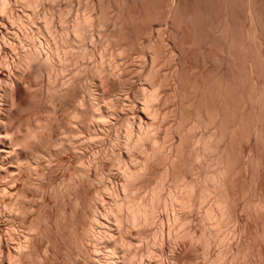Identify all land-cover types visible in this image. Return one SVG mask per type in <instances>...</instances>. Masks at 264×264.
<instances>
[{
    "label": "bare ground",
    "instance_id": "6f19581e",
    "mask_svg": "<svg viewBox=\"0 0 264 264\" xmlns=\"http://www.w3.org/2000/svg\"><path fill=\"white\" fill-rule=\"evenodd\" d=\"M76 1L0 0V264H45L54 230L66 263L264 264V0L243 27L168 0L137 87L159 0Z\"/></svg>",
    "mask_w": 264,
    "mask_h": 264
},
{
    "label": "rangeland",
    "instance_id": "374dc122",
    "mask_svg": "<svg viewBox=\"0 0 264 264\" xmlns=\"http://www.w3.org/2000/svg\"><path fill=\"white\" fill-rule=\"evenodd\" d=\"M84 1H89V0H84ZM70 2H71V0H63V3H66V4H68ZM167 3H168V0H159V6H158V10L157 11L161 15V18H159L156 21L142 22L136 28V30H134L132 32V37H134L133 39L135 40L136 44H138V45H135V47L133 48V56H132V59H131L133 62L130 61V63H129V66H130V69H131L130 72L132 73V75H133L132 77L134 78V79L132 78L133 85L136 83L134 86H136V85L139 86L142 83L141 76L145 72V70H146L145 68L148 67L149 62H150L149 57L147 56V54H145L144 47L142 45L143 44H147V42L149 41V39L152 36L155 37L156 33H154V31H153V33H150V30H148V29H150V27L153 26L154 29L156 28L155 31L158 30V29H161V28H162L161 30H164L166 28L165 26H167L165 19L162 18V16L165 14V11H167V8H166L167 7ZM189 3L191 4V7H195V8L199 7L198 9H200V10H210L212 12H224L225 11L224 0H195V1L194 0H189ZM74 6H73V10L74 11L78 10L79 3L76 0L74 2ZM235 11H236V14H237V17H238L239 25L241 27H243L244 24H245V12H244V7L242 5V0H238L237 6L235 8ZM0 25H3V23L1 24V22H0ZM167 65H166L165 68L168 69L171 65L170 64H167ZM132 68L135 71H133ZM132 71L135 72V73L133 74ZM134 100L135 99H134L133 96L129 98V102L132 103L133 105H134V103L136 104V100L135 101ZM114 120H115V122L112 121L113 124L116 123V119H114ZM63 173H65L64 168L57 169L49 176V178L51 177V178H54V179L55 178L58 179V178H60V176L63 175ZM50 195L51 194L47 193L45 195V197L42 199V200L45 199L44 201H46L47 214H51L52 211L57 206V202H56L55 198L52 195H51L52 196L51 197ZM246 215L247 214H246L245 211L241 212L240 219H241L242 223H244L247 220V216ZM193 219H192L191 223L193 225H198L199 224L198 216L195 215L193 217ZM56 232H57V234H56ZM40 238H38L36 240V242H35L36 246L39 249H42V250L45 249V248L49 249L48 250V255H47V258H46L47 260L45 259V264H86V258L84 256H80V258L78 257L77 259L73 260L72 262L66 263V255H65V253L67 251L68 242H67V240L64 237V231L63 230H60V231H55L54 230V231H52L50 233L49 238H46V237H40ZM51 244H53V246ZM54 247H55V249H54ZM214 248L218 249L217 246H215ZM50 249L52 250L51 252H50ZM190 249L192 250L193 248L189 247L188 250H190ZM53 250H54V252H53ZM197 257H198V263L199 264H201V263L203 264L205 262L204 255L201 252L197 255ZM143 261H145V260H143Z\"/></svg>",
    "mask_w": 264,
    "mask_h": 264
}]
</instances>
